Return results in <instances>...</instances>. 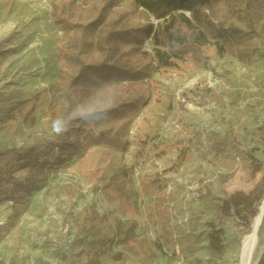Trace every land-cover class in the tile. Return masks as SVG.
Returning <instances> with one entry per match:
<instances>
[{
	"label": "rangeland",
	"instance_id": "rangeland-1",
	"mask_svg": "<svg viewBox=\"0 0 264 264\" xmlns=\"http://www.w3.org/2000/svg\"><path fill=\"white\" fill-rule=\"evenodd\" d=\"M101 1L0 0V39L11 35L3 49L9 52L0 57V148L51 139L61 127L74 95L65 78L66 52L79 42L82 10ZM113 9L127 11L135 26L157 23L133 0H116ZM152 48L145 40L142 49ZM205 56L207 62L187 56L180 69L156 75L159 93L137 109L125 132L128 151L90 146L28 172L32 188L16 204L0 202V264H76L71 247L75 237L83 239L91 204L108 214L110 227L119 226L114 248L128 244L125 264L239 263L244 221L204 192L223 197L258 187L263 200L264 58L247 67L212 50ZM108 91H80L76 98L89 109L103 108ZM106 126L110 132L118 127ZM224 133L236 142L223 140L217 153L214 142ZM95 169L100 173L92 180ZM123 169L129 172L124 178ZM117 179L120 190L104 187ZM129 202L133 210L124 208ZM216 230L220 239L211 248ZM263 254L264 219L250 264Z\"/></svg>",
	"mask_w": 264,
	"mask_h": 264
},
{
	"label": "trees",
	"instance_id": "trees-1",
	"mask_svg": "<svg viewBox=\"0 0 264 264\" xmlns=\"http://www.w3.org/2000/svg\"><path fill=\"white\" fill-rule=\"evenodd\" d=\"M115 3L102 0L82 10L85 21L75 29L79 42L66 52L65 78L74 95L67 98L62 125L54 137L0 148V202L16 204L33 186L28 172H42L50 157L57 159L95 145L128 151L131 141L125 138V132L136 119L137 109L147 107L159 93L161 84L156 75L180 69L185 57L207 62L205 52L212 50L247 67L264 58V0H133L136 7L157 20L156 24L138 26L131 23L127 11L113 9ZM10 39V34L0 39V57L9 52L3 49ZM147 39L152 41L151 51L142 49ZM103 87H109L103 108L89 109L76 98L80 91ZM112 123L118 125L115 132L106 126ZM223 140L236 142L230 133H224L214 142L217 153L223 151ZM58 159L56 163L60 164L63 160ZM24 169L28 170L22 174ZM99 173V169L91 171L92 180ZM122 174L124 178L129 172L123 169ZM119 184L117 179L104 187L120 190ZM152 184L158 190L163 187L158 180ZM262 193L263 188L257 187L250 193L235 191L220 197L206 188L204 197L241 218L244 234H248ZM124 208L133 210L134 205L125 203ZM110 222L108 214H100L93 204L88 207L83 239L75 237L71 247L76 264H125L129 260L128 244L123 249L114 248L119 226L110 227ZM124 233L128 237L127 230ZM219 239L216 230L209 238L211 248L218 246ZM258 264H264V254Z\"/></svg>",
	"mask_w": 264,
	"mask_h": 264
},
{
	"label": "bare ground",
	"instance_id": "bare-ground-1",
	"mask_svg": "<svg viewBox=\"0 0 264 264\" xmlns=\"http://www.w3.org/2000/svg\"><path fill=\"white\" fill-rule=\"evenodd\" d=\"M264 219V199L261 205L260 214L252 224L251 232L245 235L241 241L240 260L238 264H250L252 254L258 240V232Z\"/></svg>",
	"mask_w": 264,
	"mask_h": 264
},
{
	"label": "water",
	"instance_id": "water-1",
	"mask_svg": "<svg viewBox=\"0 0 264 264\" xmlns=\"http://www.w3.org/2000/svg\"><path fill=\"white\" fill-rule=\"evenodd\" d=\"M263 199H264V197H263ZM262 202H263V200L261 201V203H260V205H259L258 213H257V215L255 216L254 221H255L256 217L260 214Z\"/></svg>",
	"mask_w": 264,
	"mask_h": 264
}]
</instances>
